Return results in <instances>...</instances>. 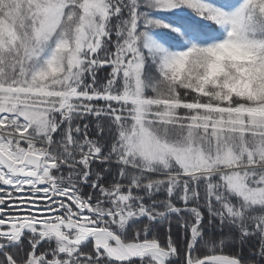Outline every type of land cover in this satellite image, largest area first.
Listing matches in <instances>:
<instances>
[{"label": "snow or ice", "instance_id": "1", "mask_svg": "<svg viewBox=\"0 0 264 264\" xmlns=\"http://www.w3.org/2000/svg\"><path fill=\"white\" fill-rule=\"evenodd\" d=\"M0 264H264V0H0Z\"/></svg>", "mask_w": 264, "mask_h": 264}]
</instances>
